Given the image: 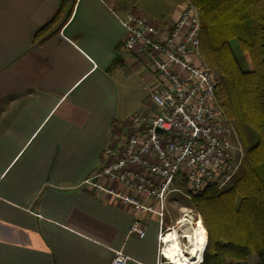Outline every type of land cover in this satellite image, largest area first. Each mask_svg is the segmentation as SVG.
<instances>
[{
    "label": "crops",
    "instance_id": "crops-1",
    "mask_svg": "<svg viewBox=\"0 0 264 264\" xmlns=\"http://www.w3.org/2000/svg\"><path fill=\"white\" fill-rule=\"evenodd\" d=\"M185 1L154 21L132 0H0V264H110L115 251L127 264H157L159 230L178 219L171 194L181 195L167 196L160 227L157 215L119 197L155 209L150 198L85 180L116 159L105 148L148 99L146 69L123 50L119 19L132 13L164 27ZM183 183L176 176L173 187ZM135 220L143 238L129 233Z\"/></svg>",
    "mask_w": 264,
    "mask_h": 264
},
{
    "label": "built area",
    "instance_id": "built-area-1",
    "mask_svg": "<svg viewBox=\"0 0 264 264\" xmlns=\"http://www.w3.org/2000/svg\"><path fill=\"white\" fill-rule=\"evenodd\" d=\"M119 23L125 30L123 50L133 52L146 69L148 99L123 121L119 143L105 148L104 155L115 154L116 159L93 171L85 183L98 191L105 190V182L117 183L150 198L155 209L133 197H119L157 215L161 227L170 193L190 201L206 187H226L236 176L244 151L217 102L214 73L199 52L197 9L186 0L176 20L164 27L132 13ZM176 176L184 180L183 191L173 187ZM199 219L193 209L171 227L160 228L157 264H169L163 235L175 227L183 242V231ZM145 230V224L135 220L129 233L143 238ZM128 261L115 251L110 264Z\"/></svg>",
    "mask_w": 264,
    "mask_h": 264
},
{
    "label": "trees",
    "instance_id": "trees-1",
    "mask_svg": "<svg viewBox=\"0 0 264 264\" xmlns=\"http://www.w3.org/2000/svg\"><path fill=\"white\" fill-rule=\"evenodd\" d=\"M188 1L198 11L199 52L223 115L237 137L255 136L229 185L206 187L189 201L206 232L201 264H264V0Z\"/></svg>",
    "mask_w": 264,
    "mask_h": 264
},
{
    "label": "bare ground",
    "instance_id": "bare-ground-1",
    "mask_svg": "<svg viewBox=\"0 0 264 264\" xmlns=\"http://www.w3.org/2000/svg\"><path fill=\"white\" fill-rule=\"evenodd\" d=\"M188 227L182 233L183 242L175 227L163 235V254L169 264H201L206 243L205 230L200 220Z\"/></svg>",
    "mask_w": 264,
    "mask_h": 264
},
{
    "label": "rangeland",
    "instance_id": "rangeland-1",
    "mask_svg": "<svg viewBox=\"0 0 264 264\" xmlns=\"http://www.w3.org/2000/svg\"><path fill=\"white\" fill-rule=\"evenodd\" d=\"M132 2L135 4V6H137V8H139L142 12H144L151 20L157 21V20H161L162 17H165L166 12L172 7L175 0H132ZM132 84L133 85L130 87L131 88V92H130L131 104L129 105L131 107H128V109L130 110L133 109V106L135 103L134 100H135V97L137 96V93L135 92L136 85L134 83ZM142 99L143 101L141 104L146 102L147 96L145 97V94H143ZM254 141H255V136L252 131L245 133V136L241 135L240 137H238L239 145L243 151H244L245 146L247 147L248 145L252 144ZM177 188L180 189L181 191L184 190V188L181 185ZM170 200H171V211H172L171 215L173 217L176 216V218L180 219V218H183L184 212L185 214L188 215L189 212L193 211L192 205L189 204L190 202L187 200H183V198L177 194H171ZM183 201L185 202L183 203ZM182 205L185 206L184 209L181 208Z\"/></svg>",
    "mask_w": 264,
    "mask_h": 264
}]
</instances>
